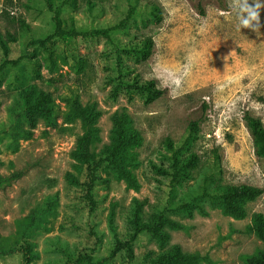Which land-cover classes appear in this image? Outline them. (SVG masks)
<instances>
[{"label": "rangeland", "instance_id": "rangeland-1", "mask_svg": "<svg viewBox=\"0 0 264 264\" xmlns=\"http://www.w3.org/2000/svg\"><path fill=\"white\" fill-rule=\"evenodd\" d=\"M50 2L49 9L46 0H0V173L7 178L0 241L13 248L0 264L23 263L21 226L38 253L29 264H147L174 245L202 256L197 264H243V254L263 247L244 228L252 214H264V151L256 153L246 120L264 127V7L253 31L238 27L233 0ZM55 17L65 34L35 44L54 33ZM176 77L178 89L164 85ZM148 80L163 90L150 102L137 88ZM27 87L50 93L55 124L43 117L28 124L21 106ZM75 99L101 112L90 146L95 160L110 144L112 115L128 116L127 130L137 138L125 167L137 187L102 161L89 199L86 167L73 157L84 127L63 120ZM174 158L179 166L191 162L176 178ZM226 184L262 189L243 202L244 217L222 211L216 190ZM159 215L185 230L165 229L162 241L137 234L131 261L124 249L112 253L117 240Z\"/></svg>", "mask_w": 264, "mask_h": 264}, {"label": "trees", "instance_id": "trees-1", "mask_svg": "<svg viewBox=\"0 0 264 264\" xmlns=\"http://www.w3.org/2000/svg\"><path fill=\"white\" fill-rule=\"evenodd\" d=\"M47 6L51 8L50 0H46ZM11 6V5H10ZM198 7L203 12L200 4ZM3 14L8 18H14L10 15V12L3 9ZM154 14L156 21L159 20V15ZM55 31L53 34L48 35L44 39L35 40L34 43L40 47H45L47 43L54 37L65 34L60 28V21L55 17ZM68 34H74V31H69ZM151 39L145 41V56L150 53V49L147 46H151ZM16 64L15 61H7ZM4 63L0 65L2 70ZM138 89L146 92V101L150 102L162 95L163 90L155 86L154 80H148L144 84L138 85ZM21 106L24 112L25 119L30 126H34L40 117L46 118L50 124H55V119L52 114V108L50 103L52 101L50 93L44 91H34L33 87H27L22 93ZM203 110H206V105L203 104ZM101 112L97 108L95 103L83 105L79 100L75 99L70 104L68 109L63 113L64 122H72L75 119H79L84 127V132L80 137L75 150L73 151V157L75 160L81 162L86 167L85 187L89 199L92 200L91 190L94 182L97 180L96 169L102 163V161L108 163V165L115 171L118 177L123 178L130 186L137 187V183L133 175L125 167V157L130 145L135 142V132L127 130V124L129 121L128 116L125 113H114L112 115V128L110 136V144L106 145L101 151V156L98 159H94V154L90 150L92 142L98 138L97 121ZM247 124L250 128L255 150L257 154H261L264 151V127L259 119L251 116L246 117ZM191 130H197L196 122L189 124ZM196 155H192L191 158L195 159ZM188 164H191L190 160L186 161V164L179 166L178 161L174 158L173 162V178L179 175L182 168H186ZM66 179L75 185L80 184V181L71 172L66 173ZM7 182V178L3 177L0 173V188ZM262 189L257 186L249 184H226L219 187L216 190L217 198L219 200L222 211L235 218H242L246 215V211L243 207V202L249 199H253L260 195ZM23 232L19 240L22 241L20 250L23 257L22 264H29V262L37 257L38 253L32 249V243L24 237V228L21 226ZM185 225L168 218L164 215H159L155 221L151 223H142L135 226L133 235L126 241L117 240L113 247L112 253H115L121 249L126 251L129 261L133 258L132 241L135 236L141 232H148L155 235L158 240L162 241L166 239L169 234L168 230H185ZM244 232L254 234L261 242L263 247L258 248L251 254H243L241 256L243 264H264V214L258 212L251 215L250 223L244 228ZM13 251V248L9 246L4 247L0 241V255ZM204 258L198 253L184 252L178 245H174L172 248L164 250L154 257L150 258L147 264H197ZM66 264H72L70 262ZM73 264H81L78 260Z\"/></svg>", "mask_w": 264, "mask_h": 264}, {"label": "clouds", "instance_id": "clouds-1", "mask_svg": "<svg viewBox=\"0 0 264 264\" xmlns=\"http://www.w3.org/2000/svg\"><path fill=\"white\" fill-rule=\"evenodd\" d=\"M233 5L237 9L238 27L256 31L259 27V9L264 5L260 4L258 0H253L252 4L249 3V0H233ZM169 84L178 89L181 86V78L176 77L164 82L165 86Z\"/></svg>", "mask_w": 264, "mask_h": 264}]
</instances>
